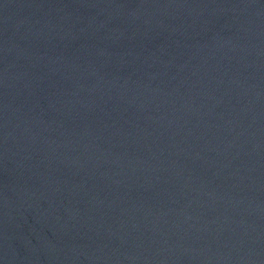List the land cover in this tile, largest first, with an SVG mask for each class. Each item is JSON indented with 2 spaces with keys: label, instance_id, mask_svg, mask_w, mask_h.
I'll use <instances>...</instances> for the list:
<instances>
[{
  "label": "water",
  "instance_id": "water-1",
  "mask_svg": "<svg viewBox=\"0 0 264 264\" xmlns=\"http://www.w3.org/2000/svg\"><path fill=\"white\" fill-rule=\"evenodd\" d=\"M0 264H264V0H0Z\"/></svg>",
  "mask_w": 264,
  "mask_h": 264
}]
</instances>
